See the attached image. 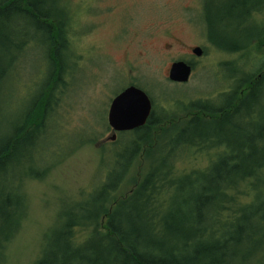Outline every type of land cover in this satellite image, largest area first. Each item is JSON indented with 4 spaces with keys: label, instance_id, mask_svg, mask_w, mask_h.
I'll use <instances>...</instances> for the list:
<instances>
[{
    "label": "trees",
    "instance_id": "trees-1",
    "mask_svg": "<svg viewBox=\"0 0 264 264\" xmlns=\"http://www.w3.org/2000/svg\"><path fill=\"white\" fill-rule=\"evenodd\" d=\"M38 3L0 1V264L24 219L25 180L44 179L54 166L33 156L53 110L52 76L19 123L1 120L5 83L15 55L28 44L26 32L16 31L10 42L3 37L10 25L17 29L21 18L38 24L35 33L48 45L50 59L62 62L67 49L64 9ZM263 9L264 0H237L223 13L239 14L245 23ZM208 37L231 54L248 52L255 41L264 47V30L256 28L241 43ZM174 103L179 112L158 113L154 106L145 127L103 148L102 165L112 154L104 181L64 206L34 264H264V65L237 79L216 102ZM192 148L214 153L207 169L178 168ZM162 153L166 157L157 160ZM143 160L149 165L145 174ZM128 180L131 190L121 193Z\"/></svg>",
    "mask_w": 264,
    "mask_h": 264
},
{
    "label": "rangeland",
    "instance_id": "rangeland-1",
    "mask_svg": "<svg viewBox=\"0 0 264 264\" xmlns=\"http://www.w3.org/2000/svg\"><path fill=\"white\" fill-rule=\"evenodd\" d=\"M45 1L42 6L65 11L60 16L68 22L67 49L62 62L48 58L41 36L19 22L26 31L25 38L30 39L15 55L2 93L1 120L13 126L19 123L52 76L53 110L33 156L54 166L44 179L25 180L24 219L8 246L5 264H34L42 253L45 235L64 206L80 200L82 192L104 181L112 155L106 156L102 165L103 148L112 147L107 141L113 133L108 124L109 109L124 89L139 86L154 101L158 113H177L175 101L216 102L222 93L234 88L237 79L257 73L264 65L262 42L252 43L248 52L231 54L209 40L210 33L220 41L241 43L255 28L264 30V9L251 22L244 23L239 14L224 18V9L237 0ZM208 17L209 30L205 22ZM195 48L203 49V57L193 54ZM177 61L194 64L187 84L169 80L170 68ZM60 62L64 71L56 81ZM93 139L96 142H89ZM211 156L192 148L178 168L183 172L205 170ZM165 157L162 153L156 159ZM141 162L145 174L148 161ZM129 180L121 193L131 190Z\"/></svg>",
    "mask_w": 264,
    "mask_h": 264
},
{
    "label": "water",
    "instance_id": "water-1",
    "mask_svg": "<svg viewBox=\"0 0 264 264\" xmlns=\"http://www.w3.org/2000/svg\"><path fill=\"white\" fill-rule=\"evenodd\" d=\"M193 54L201 58L204 55L202 48H195ZM193 73V67L185 61L172 64L169 71V80L172 83L187 84ZM153 113V102L149 95L139 87L130 86L116 96L109 109L108 123L112 135L108 142H116L119 133L138 130L147 125Z\"/></svg>",
    "mask_w": 264,
    "mask_h": 264
},
{
    "label": "bare ground",
    "instance_id": "bare-ground-1",
    "mask_svg": "<svg viewBox=\"0 0 264 264\" xmlns=\"http://www.w3.org/2000/svg\"><path fill=\"white\" fill-rule=\"evenodd\" d=\"M1 1V0H0ZM39 5H45L46 4V1L45 0H39V3H38ZM48 4V3H47ZM32 20H27V19H24V18H21L20 19V22H22L24 25H28V27H30L31 29H32V31L35 33V30H37V25H34L32 22H31ZM39 20H37L36 22H38ZM39 23H41V22H39ZM11 24V23H10ZM9 24V25H10ZM1 26H3V24L1 25ZM0 26V27H1ZM25 27H27V26H25ZM17 29H20V30H17ZM17 29H15L14 28V26H13V24H11L10 25V30L9 31H6V33H5V36H3L7 41H11L12 39H13V37L14 36H16V31H19L20 33H22V32H26L25 31V29H24V27L22 28V26L20 27H17ZM36 34V33H35ZM21 36H23L22 34H21ZM41 36V40H40V43L45 47V49L48 47V45L47 44H45L44 42V40H43V37H42V35H40ZM22 39V37L19 39V41ZM23 39H25L27 42L29 41V39H27V38H23ZM35 104H37V102L35 101V102H33L32 104H31V106L30 107H28L29 109L32 107V106H35ZM22 117V116H21ZM21 120V119H20ZM17 127V126H16Z\"/></svg>",
    "mask_w": 264,
    "mask_h": 264
}]
</instances>
